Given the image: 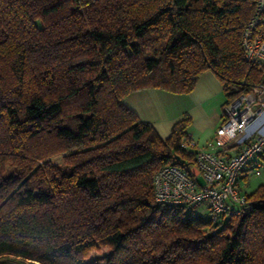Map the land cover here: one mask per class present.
Here are the masks:
<instances>
[{
    "label": "trees",
    "instance_id": "16d2710c",
    "mask_svg": "<svg viewBox=\"0 0 264 264\" xmlns=\"http://www.w3.org/2000/svg\"><path fill=\"white\" fill-rule=\"evenodd\" d=\"M252 0H0V258L37 264H264V184L211 221L154 202L185 171L191 117L161 138L125 103L189 93L212 71L226 102L264 83L244 60ZM244 81V83H242ZM61 156V163L52 159Z\"/></svg>",
    "mask_w": 264,
    "mask_h": 264
},
{
    "label": "built area",
    "instance_id": "2783aa9c",
    "mask_svg": "<svg viewBox=\"0 0 264 264\" xmlns=\"http://www.w3.org/2000/svg\"><path fill=\"white\" fill-rule=\"evenodd\" d=\"M254 10L241 35L246 62L264 67V0H252ZM244 83V81L242 82ZM258 124L255 131H248ZM181 147L194 154L196 172L178 165L160 167L152 177L154 202L182 207L188 215L205 212L214 222L249 210L250 200L238 180L243 170L264 154V83L226 102L213 136L200 144L186 136ZM253 173L261 170L254 165Z\"/></svg>",
    "mask_w": 264,
    "mask_h": 264
},
{
    "label": "crops",
    "instance_id": "0c3cea01",
    "mask_svg": "<svg viewBox=\"0 0 264 264\" xmlns=\"http://www.w3.org/2000/svg\"><path fill=\"white\" fill-rule=\"evenodd\" d=\"M226 96L222 83L212 71L203 72L189 93H173L158 88H145L126 95L124 103L140 119L151 122L161 138H166L172 125L184 115L191 117L187 136L202 144L213 136L220 124ZM258 124L250 126L248 131H255ZM264 163V154L249 164L241 173L238 185L242 192L249 194L262 182H256L254 165ZM196 172L194 164L188 171ZM251 174H253L251 176ZM261 175V172L260 174Z\"/></svg>",
    "mask_w": 264,
    "mask_h": 264
},
{
    "label": "rangeland",
    "instance_id": "374dc122",
    "mask_svg": "<svg viewBox=\"0 0 264 264\" xmlns=\"http://www.w3.org/2000/svg\"><path fill=\"white\" fill-rule=\"evenodd\" d=\"M52 161L55 164H60L61 163V156H56L52 159ZM259 168L261 170V175H258L255 177L254 180H256V182H262L264 181V163H261V165H259ZM253 174H251L252 176ZM105 249L104 248H99L97 250H93L91 251V253L89 254L88 258L86 259V263L87 264H103V257L105 255ZM37 264V263H31L29 261H19L18 259L15 258H0V264Z\"/></svg>",
    "mask_w": 264,
    "mask_h": 264
},
{
    "label": "water",
    "instance_id": "95a60500",
    "mask_svg": "<svg viewBox=\"0 0 264 264\" xmlns=\"http://www.w3.org/2000/svg\"><path fill=\"white\" fill-rule=\"evenodd\" d=\"M1 264H3V263H1Z\"/></svg>",
    "mask_w": 264,
    "mask_h": 264
}]
</instances>
